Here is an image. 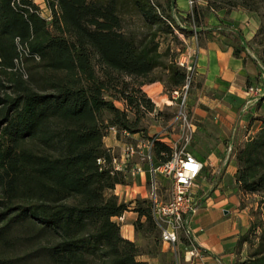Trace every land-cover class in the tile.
<instances>
[{"label": "trees", "instance_id": "obj_1", "mask_svg": "<svg viewBox=\"0 0 264 264\" xmlns=\"http://www.w3.org/2000/svg\"><path fill=\"white\" fill-rule=\"evenodd\" d=\"M36 1L0 0V264H149L142 257L166 255L150 204L137 198L132 208L134 233L146 245L122 238L114 219L131 202L113 194L125 180L104 139L112 128L116 139L123 132L145 139L141 119L154 104L140 87L159 82L170 93L184 84L181 51L168 40L178 42L176 31H189L181 21L199 23L201 13L179 19L174 0H40L44 18ZM227 5L258 19L251 38L258 59L232 28L204 34L229 43L261 78L264 0ZM261 83L244 116L245 138L231 146L236 188L257 206L235 242L234 264H264V80H255ZM148 139L156 161H167L170 147Z\"/></svg>", "mask_w": 264, "mask_h": 264}, {"label": "crops", "instance_id": "obj_2", "mask_svg": "<svg viewBox=\"0 0 264 264\" xmlns=\"http://www.w3.org/2000/svg\"><path fill=\"white\" fill-rule=\"evenodd\" d=\"M174 1L178 15H185V0H181L179 5ZM228 19L243 22L248 17L242 11H231ZM229 25L220 18L219 13H210L204 27H200L203 32L201 42L196 46L190 43L186 51L187 61L194 65L195 69L194 85L189 93L187 105L191 107L195 134L199 137L198 141L197 138L193 140L196 150L192 149L189 153L204 165V180L198 181L196 197L199 207L188 221L192 240L203 252L202 260L194 264H234L238 257L234 249L235 242L238 236L246 232L250 222V207L245 202L249 196L242 195L234 182L236 164L231 146L234 138H245L244 116L255 99L246 93V89L248 86H255V80H264V76L258 77L257 68L252 62L245 60L243 63V55L235 57L230 44L224 43L217 34H204V30L208 29L232 28ZM256 29L254 24L248 31L243 30L242 41L248 42ZM142 91L150 99L154 97L162 100V88L158 82L145 85ZM126 137L131 144L138 147L136 154L128 160L127 168L131 170L140 166L142 172L124 175L125 183L115 186L113 194L118 200L131 204L128 211L114 220L120 225L122 238L134 242L136 235L133 222L137 215L132 211L133 202L137 198L147 199L150 165L145 158L146 155H152V152L145 145L148 141L142 142L139 134ZM160 141L163 143V140ZM124 143L130 142L116 139L113 132L104 139L105 147L110 149L118 161ZM197 151L207 155H199ZM153 164H159L154 157ZM228 178L231 180V186L226 183ZM199 210L204 211L201 216H198ZM218 219L220 223L215 224ZM204 223L207 225H203ZM161 251L170 253L168 245L162 242ZM243 255L242 248L239 257L243 258ZM143 260L150 261L147 258Z\"/></svg>", "mask_w": 264, "mask_h": 264}, {"label": "built area", "instance_id": "obj_3", "mask_svg": "<svg viewBox=\"0 0 264 264\" xmlns=\"http://www.w3.org/2000/svg\"><path fill=\"white\" fill-rule=\"evenodd\" d=\"M187 5L191 13L193 1L187 0ZM187 59L186 54L178 57L177 64L185 70L186 77L184 84L171 93V99L175 101L177 108V118L183 120L180 138L173 146H169L170 158L164 163L155 166L152 155H146L145 158L150 165L147 200L151 215L159 230L160 240L168 245L175 264H194L203 258V252L192 240L188 226L189 219L196 214L199 207L196 197L198 181L204 180L202 178L204 165L187 150L195 131L193 117L187 116L186 113L189 88L195 73L194 65L189 64ZM246 93L258 98L262 94V89L251 86L246 89ZM111 132L115 134V129L112 128ZM122 135L127 136V133L123 132ZM145 145L149 150L152 147L150 142ZM137 149L138 147L131 143H124L120 160L118 161L116 157L112 160L113 169L130 175L142 172L140 166L129 170L126 165L128 160L136 154ZM161 179L166 184H162ZM164 187H167L165 198L162 195Z\"/></svg>", "mask_w": 264, "mask_h": 264}, {"label": "rangeland", "instance_id": "obj_4", "mask_svg": "<svg viewBox=\"0 0 264 264\" xmlns=\"http://www.w3.org/2000/svg\"><path fill=\"white\" fill-rule=\"evenodd\" d=\"M159 4H163V0H156ZM193 1V8L192 10H199V12L201 13V21H199V23H193L192 21V17L189 18V21L185 24H183V22L181 21L182 27L187 28L189 31H187V34H182L179 31H176V35L178 38V42H175L171 39L168 40V42L170 43V46L172 49H176V50H180L182 54H187V47L188 45H190V43L193 46H196L198 43L201 42L202 40V33L200 30V27H204L205 24V20L207 19L208 15L210 13H219L220 18H222L223 20H225L226 22H228L230 25V27H232L233 29H235L236 32L240 33L242 35V31L243 30H247L250 29V27L252 28V25H256V28H258V19L253 16V15H249L247 13H245L248 17V19L251 20V23H249L250 20H244L243 22H238V21H233L231 19H228L229 17V13L231 11H240L239 9H227L228 7V3L231 2H235L236 0H192ZM175 3V1H174ZM36 4L40 6V10H41V15L44 18L48 17V12L45 10L44 6L42 5V2L40 0L36 1ZM176 4L179 5L181 4V0H176ZM259 5L261 6L262 4L259 3ZM184 6L187 8L185 15L181 16L178 15V18L180 19L181 17L186 16L187 14H190V10L188 8L187 5V0L184 1ZM211 7L210 12L205 11L206 7ZM222 8V9H220ZM226 8V9H225ZM230 11V12H229ZM229 12V13H228ZM135 24H137L135 22ZM257 30V29H256ZM255 30V31H256ZM187 35V36H186ZM167 41V40H166ZM246 43V42H245ZM248 45L250 46V49H248V52L250 54V56L254 59H258V53H260L261 51V47L258 46L256 43H252L251 39L248 41ZM165 46V43L163 42L161 48H163ZM179 55V56H180ZM128 80V79H126ZM154 83V82H153ZM159 83V82H158ZM152 84V83H150ZM147 84V85H150ZM161 85V84H160ZM194 85V75L191 81V85L189 88V93L192 90V87ZM145 85L141 86V90ZM258 87L262 88V83L261 85H258ZM162 88V100L159 101L157 99L153 98H149L147 95V98H149L151 100V102H153L154 104V110L150 113H145L141 119V125L142 128L144 129V134H145V139L141 140L142 142H146V140L149 138L151 139H158V140H163V143L168 144V146H173V144L175 142L178 141V139L180 138V135L182 133L183 130V120L178 119L177 118V108H176V104L175 101L171 99V93H168L166 91H164L163 86L161 85ZM189 93H188V98H189ZM188 100V99H187ZM114 104L118 107V108H123V103L121 101H114ZM186 113L187 116H192L191 113V107L190 106H186ZM246 125V121L244 123ZM257 129V124H255L253 127H250L247 129V132L252 133ZM111 132L108 131V134ZM196 130L193 133L192 136V140L191 142L188 144V152L191 151L192 149H195V143L193 140H195L197 138V135L195 134ZM196 135V136H195ZM108 136V135H107ZM106 136V137H107ZM199 138V137H198ZM197 138V141H198ZM148 139V140H149ZM120 140L124 141V142H130L127 139V137L125 135L120 136ZM108 144V143H107ZM196 153V151H195ZM197 153H199V155H207L202 151H197ZM124 175L128 174V173H123ZM162 184H166V182L161 179ZM228 184V186H231V180L228 178V181L226 182ZM166 191H167V187H164L162 189V195L166 196ZM248 200L245 201L247 205H249L250 210H249V217H250V221L254 220V216L253 213L256 211V198L255 196H249V198H247ZM204 213L203 210H199L198 211V216H201ZM220 220L218 219V221H215V224H219ZM203 225H207L206 223H204ZM138 245L144 247L146 245V241L142 240L139 236H136V239L134 240ZM244 249V255L246 253V247H243ZM161 250V247H160ZM18 251V249H17ZM16 251V253H17ZM162 252V251H161ZM171 253V252H170ZM169 251L164 252V254H166L165 256L162 255L161 253H157L155 254L156 257L154 259H152L153 261H149V264H175L172 255L170 256ZM145 259V257H142Z\"/></svg>", "mask_w": 264, "mask_h": 264}]
</instances>
